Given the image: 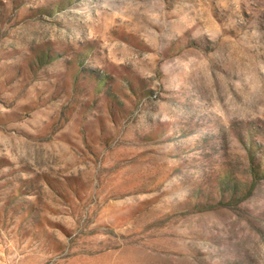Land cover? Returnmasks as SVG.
<instances>
[{"label":"rangeland","instance_id":"rangeland-1","mask_svg":"<svg viewBox=\"0 0 264 264\" xmlns=\"http://www.w3.org/2000/svg\"><path fill=\"white\" fill-rule=\"evenodd\" d=\"M0 264H264V0H0Z\"/></svg>","mask_w":264,"mask_h":264}]
</instances>
